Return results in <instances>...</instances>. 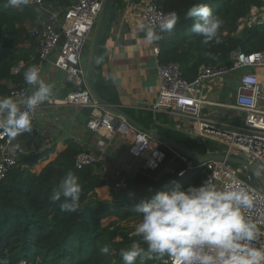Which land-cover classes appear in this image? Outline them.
I'll return each mask as SVG.
<instances>
[{"label":"trees","instance_id":"16d2710c","mask_svg":"<svg viewBox=\"0 0 264 264\" xmlns=\"http://www.w3.org/2000/svg\"><path fill=\"white\" fill-rule=\"evenodd\" d=\"M121 0H116L119 3ZM165 11H175L177 24L171 33H164L157 41L160 63H179L182 75L194 79L200 69L209 64L230 66L231 54L241 50L252 53L264 50V22L244 26L239 31L240 20L248 16L253 6H264V0H155ZM73 0H44L53 8L70 5ZM0 0V96L10 93L14 86L25 84L23 74L29 66L39 61L38 41L31 36V25L36 24L39 12L35 6L22 10L6 6ZM207 4L222 21L220 42L201 43V37L192 31L194 17L187 15L194 5ZM22 64V65H21ZM20 66L17 73L15 67ZM101 59L92 76L100 95L113 104L118 103L116 88L106 84L101 74ZM138 120H154L153 112H140ZM162 134L185 143L191 149L206 153L200 143L185 133L161 129ZM67 147L49 161L40 172L33 170L54 148L40 153L20 156L18 165L12 167L0 181V262L7 264H124L120 250L133 242L144 245L140 237L119 224H105L111 215L121 218L137 215L136 206L158 191L173 188L186 189L199 185L206 179L201 168L178 176L185 164L167 151L164 162L156 169L141 168L136 173L125 171L126 187L116 188V180L106 178L86 166H75L76 155L85 150L76 140L66 141ZM72 171L82 184L80 208L77 212L62 211L60 201L51 202L49 196L61 179ZM111 187L110 198L100 199L97 189ZM107 245L108 255L100 252ZM137 264L139 262L137 261ZM145 264H162L160 259L147 260Z\"/></svg>","mask_w":264,"mask_h":264},{"label":"built area","instance_id":"2783aa9c","mask_svg":"<svg viewBox=\"0 0 264 264\" xmlns=\"http://www.w3.org/2000/svg\"><path fill=\"white\" fill-rule=\"evenodd\" d=\"M105 0H74L63 10L53 9L44 0H31L39 16V24L30 28V34L38 41L39 61L35 64L40 69L43 79V66L52 60V64L67 73L73 89L64 96H58L53 90L51 97L39 105L31 114L33 127L37 124L40 112L46 103L75 105L88 108L87 127L102 135L103 139L119 136L127 144V158L113 174L115 187H126L124 172L128 169L130 158L141 163V168L156 169L172 151L185 167L178 172L184 176L187 172L201 168L218 188L239 186L253 198V206L244 208L245 216L257 223L260 231L252 246L264 248V187L255 174L244 164L233 163L227 159H211L206 162L187 156L176 148L152 134L139 129L125 116L105 107L94 95L87 79V72L81 62L83 49L99 20ZM131 8L140 9L146 26H156L162 18L175 11H165L155 0L130 1ZM176 13V12H175ZM264 22V6H253L251 17L240 20L239 30L246 25ZM153 52L159 53L157 42L151 43ZM56 53V54H55ZM53 56V59H51ZM233 64L203 66L192 80L183 77L177 62L160 63L157 70L159 91L150 110L156 116L160 112L173 118V127L189 135L192 139L207 146L206 154H225L248 161L264 177V85L259 75V68L264 67V50L245 53L241 50L232 52ZM22 65V64H21ZM238 82L234 103L228 105L212 101L205 89L211 90L216 78L243 69ZM20 66L13 69L17 73ZM257 69V71H254ZM44 80V79H43ZM45 81V80H44ZM46 82V81H45ZM35 88L28 84L14 86L10 93L18 102L30 95ZM24 108V105H20ZM236 111L243 117L239 124H223L216 115L224 109ZM155 119V118H154ZM16 140L0 135V181L10 169L18 165L19 153ZM101 162L100 156L92 150H82L75 157V166L82 169L94 167ZM140 168V169H141ZM162 264H174L167 256L160 259ZM22 264H25L24 262Z\"/></svg>","mask_w":264,"mask_h":264},{"label":"clouds","instance_id":"9594fccd","mask_svg":"<svg viewBox=\"0 0 264 264\" xmlns=\"http://www.w3.org/2000/svg\"><path fill=\"white\" fill-rule=\"evenodd\" d=\"M30 4L31 0H7L6 6L22 10ZM187 15L195 18L192 31L202 38V44L220 42L223 21L210 6L194 5ZM177 21V14L172 12L160 20L158 27L142 25L145 39L149 43L162 40L164 33L174 30ZM23 78L35 91L19 102L11 96L0 97V135L10 140L32 131L31 114L53 94V86L42 79L38 67L29 66ZM82 190L79 178L69 171L53 189L49 200L57 202L63 197L60 209L77 212ZM253 202L244 188H218L209 179L199 185L190 184L186 189L155 192L135 209L141 220L134 235L147 247L133 242L120 250V256L124 264H137V261L145 264L147 260L165 256L174 264H264V248L252 246L260 229L243 212ZM109 251L107 245L100 249L104 255Z\"/></svg>","mask_w":264,"mask_h":264},{"label":"crops","instance_id":"0c3cea01","mask_svg":"<svg viewBox=\"0 0 264 264\" xmlns=\"http://www.w3.org/2000/svg\"><path fill=\"white\" fill-rule=\"evenodd\" d=\"M130 1L134 0H121L119 3H115L104 27L99 42L101 74L106 84H111L116 88L118 103L114 104L115 106L120 107L144 126L154 128L162 134L159 127L161 129L175 130L173 118L166 115V113L160 112L156 116L153 114L154 120L149 118L138 120L137 118L140 112L151 111L150 107L157 99L160 84L157 70L158 57L153 52L151 43L145 39V30L141 27L142 25L146 26V23L142 17L141 10L132 9L129 5ZM135 1L137 2V0ZM66 7H55L53 9L63 10ZM38 18L39 22L43 19L42 16ZM102 24L100 16L82 52L81 62L87 72V79L95 57L94 41L96 31ZM34 25H31V27ZM51 59H53V56H51ZM254 71H257V69ZM258 71L262 73L264 71L263 67L259 68ZM242 73L238 76V82ZM226 75L233 76V73ZM43 79L46 83L53 86V90H55L58 96H64L73 89V84L69 81L67 73L56 68L52 64V60L44 63ZM222 80L223 76L216 78L213 84L210 85L211 90L205 89V92H207L208 98L212 101L226 105L232 104V102L220 100V94L217 96L211 95V92L216 88H222ZM238 82L235 85L236 90ZM94 87L100 95L95 85ZM233 98L235 99V96ZM88 112V108L80 106L46 103L32 131L17 137L16 143L19 157L54 148L47 156L48 158H45L46 160L42 159L33 168L36 172H40L49 161L55 159L57 154L67 147L66 141L72 138L85 149L92 150L100 156L101 162L97 163L96 172L101 173L106 178H113L114 172L120 169V167H124L123 162L126 163L124 159L128 155L127 144L117 135L108 138L104 137L105 144H100L99 140L102 135L87 127ZM216 117L221 123L231 125L239 124L243 119L236 111L232 112L227 108L219 112ZM162 135L167 136L166 134ZM197 143L200 142L197 141ZM199 146L207 149L205 144ZM127 165V172L130 173H136L141 168V163L132 158L128 160ZM96 191L100 199L111 197V187L108 185L100 187Z\"/></svg>","mask_w":264,"mask_h":264},{"label":"water","instance_id":"95a60500","mask_svg":"<svg viewBox=\"0 0 264 264\" xmlns=\"http://www.w3.org/2000/svg\"><path fill=\"white\" fill-rule=\"evenodd\" d=\"M115 1L116 0H105V2H104L102 13H101V20H102L103 24L96 31L95 41H94L95 57H94V60L91 64V68L89 70V76H88L90 86L93 89V92H94L96 98L99 100V102L102 103L103 105H105L106 108H108V109H110L116 113L122 114L130 122H132L137 127H139L141 130L152 134L153 136H155L156 138H158L160 140L165 141L166 143H168L172 147L176 148L177 150L181 151L182 153L186 154L187 156L197 160L198 162L203 163V162H206V161L211 160V159H227L228 161L233 162V163H241V164L246 165L255 174V176L258 178V180L261 182L262 186L264 187V177L260 174V172L253 165H251L245 159L235 157V156H227L225 154H201V153L191 149L185 143H179L178 141H176L172 137H168V136H164V135L160 134L154 128H148V127L144 126L143 124L138 122L136 119H134L132 116H130L129 114L124 112L120 107L115 106L114 104H111L108 100L102 98L96 92L95 87H94L93 82H92V75L96 70V67H97V64H98L99 58H100L99 42H100L104 27L108 21L109 16L111 15L112 9L114 8Z\"/></svg>","mask_w":264,"mask_h":264},{"label":"rangeland","instance_id":"374dc122","mask_svg":"<svg viewBox=\"0 0 264 264\" xmlns=\"http://www.w3.org/2000/svg\"><path fill=\"white\" fill-rule=\"evenodd\" d=\"M250 17H251V12L248 16L243 18V22L247 21L248 18H250ZM36 24H39V18L37 19ZM239 31H241V29ZM263 69H264V67H263ZM244 70H245V68L235 71L233 73V76L224 75L223 80H222V83H223L222 88L221 89L216 88L215 90H213L211 92V95L217 96L218 94H220V100L234 103L233 96H235L237 94V90H236L235 85H237L238 76ZM259 75H260L261 83H262V85H264V71L262 73H259ZM232 82H233V84H232ZM229 111H232V110H229ZM232 112H234V111H232ZM140 220H141V216L139 214L132 215V216H126L124 218H121L118 215H111L107 219L105 224H108V223L119 224V225L123 226L125 228V230H128L129 232L134 233L135 226L140 222Z\"/></svg>","mask_w":264,"mask_h":264}]
</instances>
